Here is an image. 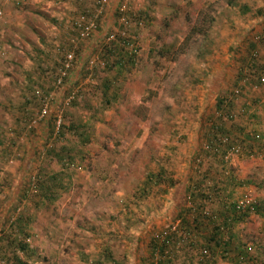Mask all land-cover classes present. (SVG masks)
I'll use <instances>...</instances> for the list:
<instances>
[{
	"label": "rangeland",
	"instance_id": "374dc122",
	"mask_svg": "<svg viewBox=\"0 0 264 264\" xmlns=\"http://www.w3.org/2000/svg\"><path fill=\"white\" fill-rule=\"evenodd\" d=\"M84 1L0 0V254L19 264H264V49L254 40L264 0H122L112 26L104 15L81 40L72 27L95 0ZM127 40L133 67L118 52L129 53Z\"/></svg>",
	"mask_w": 264,
	"mask_h": 264
},
{
	"label": "built area",
	"instance_id": "2783aa9c",
	"mask_svg": "<svg viewBox=\"0 0 264 264\" xmlns=\"http://www.w3.org/2000/svg\"><path fill=\"white\" fill-rule=\"evenodd\" d=\"M109 3H110V0H95L91 10H88L83 14L80 13V16L77 17L78 19L76 20V22L74 23V25L72 27L73 32H74V36H76L77 39L84 40L87 37H89L90 35H93L98 30V28H99L98 22L101 21L103 16L105 15V11H106V8L109 5ZM111 39H112L111 36H107L106 42L109 41V43H107L108 45L113 42V40L110 41ZM254 40L256 43L263 45V46H258V47H261L262 49H264V34L256 35ZM125 43L130 47V49H129L130 57H131V53L136 54V48L137 47L135 46L133 41L127 40V41H125ZM252 58L253 59L249 64L250 67H252V65L258 61V55L254 53L252 55ZM72 60H73V52L71 51L66 56L65 62L63 63L62 68L58 72V76L56 77L57 85L63 86L66 83V81H68V77L70 74L69 70L72 66ZM261 63L264 66V60ZM258 82L261 85H264V70L259 73ZM73 90H70L67 93V96L65 97L66 98V103H65L66 105H69L72 101L77 100L80 96V89H78L76 91H73ZM48 103H49V99L46 97L43 100V106H42L41 111L39 112V116H38L37 120H41L43 118V116L46 114L47 109H48ZM60 124H61V116H58L56 118V121H55V126L59 128ZM218 125L220 126V124H218ZM217 129H218V127H215L214 132L217 133ZM218 136H220L219 139L223 142V143H219V144L223 145V144L230 142L229 137L227 135H223V136L220 135L219 129H218ZM243 208L244 207H243L242 202L236 206V210H241Z\"/></svg>",
	"mask_w": 264,
	"mask_h": 264
},
{
	"label": "trees",
	"instance_id": "16d2710c",
	"mask_svg": "<svg viewBox=\"0 0 264 264\" xmlns=\"http://www.w3.org/2000/svg\"><path fill=\"white\" fill-rule=\"evenodd\" d=\"M255 47H256V45L255 44H253ZM136 50H137V48H136ZM122 56H123V59H129V65H130V67L132 66H134L135 64H134V62H136V54H132L131 53V57H130V54L127 52V51H118ZM124 62L122 61V62H120L119 63V65L120 66H123L122 64H123ZM69 76H70V74H69ZM68 79H69V77H68ZM68 82V81H67ZM66 82V83H67ZM67 96V95H66ZM46 97H44L41 101H42V104H41V109H42V106H43V100L45 99ZM74 101H72L70 104H72ZM220 102V104L222 103V101L220 100L219 101ZM69 104V105H70ZM219 104V103H218ZM220 107V106H219ZM219 107H217L218 109H219ZM41 111V110H40ZM39 114V113H38ZM23 116H24V114H23ZM55 121H56V118L54 119ZM53 120V121H54ZM54 124H55V122H54ZM55 126V125H54ZM59 127H61V126H59ZM218 127V126H217ZM220 127H221V124H220ZM220 127H218V129H219V131H220ZM64 130H65V128L64 127H62L61 128V131H60V134L61 135H63V132H64ZM224 132V134L225 135H227V136H230L231 135V132H229V131H223ZM80 136H83V138H84V140H88V138L90 137V135H89V133L88 132H85L84 134L83 133H81L80 132V134H79ZM253 137H254V142H260L261 140H262V135H260L259 133H257L256 131H254L253 132ZM212 144V143H211ZM233 144L234 145H236V142H232V140L229 142V143H226V147L227 148H231V149H233L234 147H233ZM38 153L39 152H37V157H38ZM155 178H158L160 175L159 174H157V175H153ZM25 180H26V178H25ZM27 181V180H26ZM35 182H38L37 180H35L33 183L32 182H22V183H24L23 185H24V193H25V190H28V192H35V191H37V189L38 188H40V187H38V184L36 183L35 184ZM38 187V188H37ZM41 188H43V186L41 187ZM23 193V194H24ZM182 194H183V196L185 195L186 197H187V199H186V201L188 202V201H190L191 202V204H193L194 206H197L196 208L197 209H199V205L196 203V198L199 196V194L198 193H196L193 189H191L190 187H189V189H185V192L183 191V192H181ZM183 208V207H182ZM185 209V208H184ZM183 209V211H181V212H186V211H188V212H190V209L188 208V209H185L184 210ZM197 212V211H196ZM242 218V215H240V217L238 216L236 219H241ZM236 219H234V220H236ZM14 224H16V226H17V228H18V232L20 233V234H22V235H25V237H27L28 235H27V231H25V229H26V227L25 226H23L22 224H20L19 222L18 223H14ZM8 240H9V242H10V245H13L14 247H15V245H17V246H19V250L21 251V252H26V246L25 245H22V244H20L19 242H18V240L16 239V238H14V237H9L8 236ZM240 253V252H239ZM0 259H1V261H5L6 263H10V262H12L11 260H13L14 261V264H19V259H17L15 256H13V257H9V256H6V254H5V252L3 253V254H0ZM164 260H166V259H164ZM212 260V259H211Z\"/></svg>",
	"mask_w": 264,
	"mask_h": 264
},
{
	"label": "crops",
	"instance_id": "0c3cea01",
	"mask_svg": "<svg viewBox=\"0 0 264 264\" xmlns=\"http://www.w3.org/2000/svg\"><path fill=\"white\" fill-rule=\"evenodd\" d=\"M23 1V0H22ZM50 1H52V4H62V5H66V4H69L68 5V7L67 8H69V10H70V8H72V9H75L76 8V3H75V0H71V2H70V0H50ZM120 1H122V0H110V3H109V5H108V7L106 8V12H105V25H106V27H110V26H112V24H113V20H112V13L114 12V10H115V8H117V6H118V2L120 3ZM83 2H86V1H84L83 0ZM71 6V7H70ZM77 10H80V9H76V11ZM73 11V10H72ZM66 15H70V13L69 12H67L66 13ZM64 16V15H63ZM59 17H55V19H58ZM62 19H63V17H62ZM112 22V24L111 25H108L107 24V22ZM51 23L53 24V23H55V20L54 19H52L51 20ZM57 25H59V27L61 26V27H64L61 23H58ZM65 28H67V27H65ZM71 29V28H70ZM100 30V29H99ZM62 32V31H61ZM64 32V31H63ZM57 33H59V31H57ZM263 53V52H262ZM264 54V53H263ZM253 131V130H252ZM256 132L257 133H259V131H258V127L256 126ZM240 133L242 134V135H245L246 133H247V131L246 130H241L240 129ZM260 134V133H259ZM251 135V134H250ZM245 137L247 138V140H249L250 139V136H249V132L245 135ZM252 138L254 139V137H253V135H252ZM181 186H184V184H181ZM185 189H186V187H184V192H185Z\"/></svg>",
	"mask_w": 264,
	"mask_h": 264
},
{
	"label": "clouds",
	"instance_id": "9594fccd",
	"mask_svg": "<svg viewBox=\"0 0 264 264\" xmlns=\"http://www.w3.org/2000/svg\"><path fill=\"white\" fill-rule=\"evenodd\" d=\"M108 7V6H107Z\"/></svg>",
	"mask_w": 264,
	"mask_h": 264
}]
</instances>
